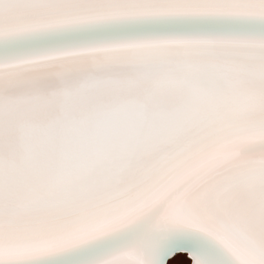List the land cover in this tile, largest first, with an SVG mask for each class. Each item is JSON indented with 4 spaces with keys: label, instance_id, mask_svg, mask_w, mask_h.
Masks as SVG:
<instances>
[{
    "label": "snow or ice",
    "instance_id": "1",
    "mask_svg": "<svg viewBox=\"0 0 264 264\" xmlns=\"http://www.w3.org/2000/svg\"><path fill=\"white\" fill-rule=\"evenodd\" d=\"M264 264V0H0V264Z\"/></svg>",
    "mask_w": 264,
    "mask_h": 264
},
{
    "label": "rangeland",
    "instance_id": "2",
    "mask_svg": "<svg viewBox=\"0 0 264 264\" xmlns=\"http://www.w3.org/2000/svg\"><path fill=\"white\" fill-rule=\"evenodd\" d=\"M171 264H191V261L186 255H180Z\"/></svg>",
    "mask_w": 264,
    "mask_h": 264
}]
</instances>
